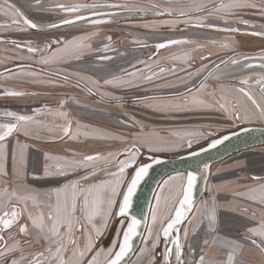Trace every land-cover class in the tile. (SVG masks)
<instances>
[{
	"label": "crops",
	"instance_id": "crops-1",
	"mask_svg": "<svg viewBox=\"0 0 264 264\" xmlns=\"http://www.w3.org/2000/svg\"><path fill=\"white\" fill-rule=\"evenodd\" d=\"M189 6L191 5L180 3L169 9H171V13L179 14L180 9H184L185 12L192 11ZM172 18L175 17H170V21L164 18H160L157 21L155 19L149 20L142 25L134 22L127 23L122 26L125 33L120 34L118 37H116L114 31H107L105 34L111 39L108 42H103L101 38L100 41L102 43L99 42L97 46L99 48L100 44L106 43L103 52H100V50L99 52L96 51L99 54L95 58L89 57L90 59H84L82 56L83 52L80 51L78 54L65 55L61 59L42 64L39 63L42 57L50 55L52 51L55 52L57 48H61L64 45L55 46L50 50L47 49L46 52L49 53H43V55L39 51L30 53L25 47L14 48L15 53L14 51L11 52V49L6 48L14 57L8 55L0 56V66L2 67H6L3 64L9 66V62L13 61L10 63L13 64L12 67H0L2 69L0 70V102H6V108L14 105L25 107L26 115L30 114L34 120L25 126L29 130L28 136L24 135V128H21L20 131L14 132L12 136L3 142L6 145L5 169L8 175L6 178L0 175V187H8L11 190L17 183H26L30 188L37 190L41 199H44L45 193L74 180H80L82 185L98 184L105 180H112L113 177L111 176L103 177L105 172L103 169L106 167L103 162L90 164L87 168L82 167L75 171L69 168L68 174L63 176H45L43 169L45 165L52 166L58 163L63 166L64 159L80 160L85 155H108V153L119 154L123 152V150L119 151V143L121 141L130 143L139 139L133 133L135 128H138L137 123L142 122L146 126L148 123L146 119L151 121L153 112L148 108H150L151 105L149 104L152 100H148V98L157 97L155 98L157 100L161 98L170 100L169 103H176L175 105L189 104L197 109H201L199 105H203L204 111L200 110L196 113L199 114L198 116L190 114L199 120L201 116H207V114L223 116L222 113H218L220 111L218 109H221L219 101L224 104L228 103L226 106L229 111H224L230 116L231 105L237 103L236 100L238 98L243 99V95L231 91L227 86L237 90L244 88L253 96L263 97L260 92V85L256 81L261 75H264V69L245 67L246 64L256 62L252 60L253 58L245 60L243 56L236 57L234 59L238 60L239 63L235 65L231 61L227 64L222 63L217 69L215 67L218 63L217 57L223 56L224 53L211 48L209 45L194 43L195 39L214 37L218 34L214 31L187 26L189 23L198 22L201 18L189 16L188 18H180L178 21ZM73 27L56 30L54 32L57 33H53L52 36L58 34L59 36L51 38L41 39L33 35L29 46L45 49L41 45L50 43V41L59 40L64 41L65 44L67 40L71 41L73 40L72 38L76 37L85 36L88 39H92V36H99L94 31V29H97L96 26L87 28L80 26L78 29L69 30ZM170 40H187L190 42L182 43L183 45L175 44L176 46L173 45V48L159 49L155 53L148 50L158 43H165ZM95 41V39H92L93 44L96 43ZM238 41L241 42L239 43L240 49L242 48L244 49L243 51L248 52L257 50L256 45L260 43L257 40L246 39L245 37H238ZM84 42L86 41H82V43ZM25 43V41H19L18 44L27 46ZM0 46L3 47L4 45ZM112 46L119 49V51L113 52ZM106 47L107 50H105ZM25 52L29 53L30 56L27 57V60L31 62L24 64L21 57L25 56ZM205 53L211 54V58L202 63L203 67L215 68L208 71L200 81L206 84L203 90L207 93L206 96L201 97L199 92L203 90L198 91L201 84L200 82L197 83L199 77L192 75L190 79L185 80L184 72L188 70L185 67L190 65L189 73H196L199 68V63L196 60H200ZM100 54L102 55L100 56ZM104 57H110V59H103ZM188 57H191V59H188ZM191 62H195L196 67ZM73 66L78 68H73ZM159 67L165 69L175 68L176 71L160 73ZM34 68L46 69L52 75L40 72ZM128 72H138V77L151 75L152 79L150 81L137 79L139 87H113L104 84L106 79L117 77L126 80L133 79L127 75ZM209 72H211V75H209ZM31 73H36V75H31ZM249 77L248 84H241L240 81L242 79ZM93 81L98 83L94 84ZM222 81L226 83L220 85L219 82ZM190 82L192 86L189 84ZM220 87L230 91H225L226 93L223 94ZM158 88L163 91L161 93H153V90ZM8 91L23 92L25 95L9 96L5 94ZM194 96L202 103H191ZM113 97H118L119 99H114ZM186 100L188 103H185ZM61 102L64 104L63 108L60 107ZM136 103L143 105L136 106ZM207 106L209 108L205 109L204 107ZM6 108H3L0 112H5ZM242 108L250 110L246 101L242 103ZM35 109H40V113L35 112ZM57 112L69 114V119L72 121L71 135H64L63 126L66 125V121L56 115ZM220 119V122L192 119L193 122L191 124L201 123L203 126H207L206 128L210 132L206 131V133L208 132L217 137L227 134L224 133L226 129L219 128L222 126H215L228 122L226 116ZM134 120L136 122H133ZM189 121L191 120L184 122L174 120L172 122L177 125V123ZM229 122L233 123V121ZM239 123L242 124L243 121L238 122V125H240ZM216 128H219V130ZM239 129L241 128L236 129V131ZM216 131H221V133L217 134ZM72 135H75L76 138H71ZM104 135L111 136V138H106ZM180 135L182 136L183 133ZM17 141L20 144L27 145L24 151L23 164V170L27 174V178L23 182L17 181L13 177V154L17 152ZM108 141H118L119 143H110ZM105 143L108 144L106 147ZM139 151H142V149H139ZM73 152L76 153L75 156H73ZM46 156L59 157L61 160H47L45 159ZM225 163V165L223 164L213 171L209 169L204 192L205 194L206 189H210L209 195L207 193L210 205L215 200V212L218 221L216 231L209 232L208 221L205 219L200 222V216L199 214L197 215L196 223L187 229V239L184 238V242L182 241V259L184 264H197L200 255L205 253L208 261H226L227 255L231 252L229 242H235L242 246L234 254L233 264H264V252L252 245L249 239L251 237V239H256L258 243L260 242L258 236H251L249 229H258L261 225H264V205L238 195V193H246L249 188L264 185V172L261 174L263 176L255 177L256 173L252 169L258 164H261L260 167L264 165V152L260 150L243 151V153L232 157ZM113 167L115 166L112 164L108 165L106 171L113 170ZM94 169L96 171L95 175H89L87 180L82 179L86 173H91ZM117 171L118 168L114 172ZM238 171H245L246 174L241 172V177L238 178L239 174L236 173ZM126 175L128 177V171H126ZM128 181V179L125 181V187ZM105 195H108V193H105ZM23 219L26 222V216L22 217L20 222ZM99 220L102 221L97 217L93 223L96 227L103 229V222H99ZM15 231L17 233L16 228ZM102 232L104 231L102 230ZM22 237L24 238L23 235ZM206 237L214 239L215 243L210 246L205 245L203 240ZM26 238L34 240V234L32 237ZM84 243L85 240L82 238L80 244L83 245ZM22 245L26 244L22 243ZM40 245L46 247L43 241L38 244L39 247H41ZM24 250L27 251V248H24Z\"/></svg>",
	"mask_w": 264,
	"mask_h": 264
},
{
	"label": "snow or ice",
	"instance_id": "snow-or-ice-1",
	"mask_svg": "<svg viewBox=\"0 0 264 264\" xmlns=\"http://www.w3.org/2000/svg\"><path fill=\"white\" fill-rule=\"evenodd\" d=\"M178 2H183V0H178ZM61 9L68 12L76 13L81 9H89L92 11L93 15H100L97 10L101 7H121L127 8V5H58ZM153 8L157 6L152 5ZM191 9L195 11H204L207 8L206 3H200L198 5H191ZM259 8L261 14H264V3L257 5L253 3L252 0H229L228 3H221L214 8L207 9L209 15L216 13H224L225 15L234 14L237 10L245 8ZM14 13L15 16H20L23 19V24L27 25L32 29H39V25L33 23L31 20L23 17V14L19 9L15 8L14 5L8 4V0H3V4H0V13L8 15V11ZM132 9H129L131 11ZM142 10V9H141ZM166 11L171 14V9H166ZM180 16H185L187 13L184 9L179 10ZM223 18V16L221 17ZM87 17L76 16L75 20L65 19L61 23L68 25L74 24L78 20H85ZM105 21L94 20L92 23L100 24ZM227 22V21H225ZM13 24H17L16 19L12 20ZM55 27L56 25H52ZM199 27L204 26L203 18H201L197 25ZM224 31H238L235 28L224 29ZM253 35H262L264 33H252ZM88 39V37L81 36L76 37L71 41H67L63 47L57 48L55 52H52L48 56H44L40 59L39 63L48 64L55 60L61 59L65 55L78 54L87 45L81 43L82 41ZM111 39L110 37L108 38ZM59 43L60 41H55ZM187 40H170L167 43H158L155 45L156 49H163L169 45L189 43ZM16 44V41H12ZM30 44V42H29ZM19 47V45L17 44ZM224 48L228 47V44L221 45ZM51 47V44H46L45 49H37L29 46L27 48L28 52L34 53L37 51H44ZM107 50V47L105 48ZM208 57H202V59H207ZM103 59H110V57H104ZM191 59V57H188ZM249 59V58H245ZM264 59V56L261 57ZM221 63L227 64L228 61H221ZM231 63L233 65L239 63L238 60L232 59ZM206 67V66H205ZM246 68L259 67L264 69V63L259 65L246 64ZM219 68V65H216ZM204 68L198 70L196 73H189V76L199 75ZM166 71L175 72L176 69H165L159 67V72L163 73ZM31 75H36V73H31ZM127 75L133 79H123L120 77L114 79H106L104 84L111 85L113 87H139L137 79L140 80H151L152 76L138 77V72H128ZM211 75V72H209ZM218 78V77H217ZM249 78L242 79L241 84H248ZM93 83H98L93 81ZM260 85V92L264 96V75H261L257 81ZM206 87L205 83L199 85V90H203ZM91 91V89H89ZM191 91V90H190ZM238 91L251 102L252 106L255 108V113H249L244 109L243 115H241V105L232 104L230 115L235 120H243L248 122L257 113L259 118L264 119V104H261L257 99L244 88H239ZM9 96H21L25 95L23 92L8 91L5 93ZM114 99H119L118 97H113ZM223 99V97H222ZM185 103H188L186 100ZM191 103L198 104L202 103L195 96L193 97ZM64 104L61 102L60 107L63 108ZM168 107H176L178 105H168ZM220 107L225 111H229L226 104L221 103ZM35 112L40 113V109H35ZM5 117L11 118L15 123H5L0 124V175L7 176L8 173L4 166V161L6 159V145L4 142L8 137L12 136L14 132L20 131L24 128V135H29V130L25 127L27 124L32 123L34 118L31 115L17 114L14 111H5L3 113ZM56 115L65 119L66 125L63 126V133L65 136L71 135V124L72 121L69 119V114L66 112H57ZM51 130V129H49ZM247 131V129H245ZM178 136L180 134H177ZM184 135L192 136L199 135L193 133H186ZM71 138L75 139L76 136L72 135ZM229 139L228 136L222 139L213 140L209 145L208 149L216 148L217 145L222 144L225 140ZM193 140L189 139L187 141V147L191 148L193 145ZM27 148L26 144H20L17 141L16 149L17 152L13 154L14 169L13 177L17 181H25L27 174L23 170L24 164V151ZM208 149H203L202 151H207ZM159 149L149 147V151H157ZM139 148L136 144L131 145L129 148L123 150L121 153H108L107 156L95 154V155H85L80 160L76 159H64L63 166L59 163L49 166L45 165L43 171L45 176L58 175L63 176L68 174V169L71 168L73 171L79 168H87L90 164H95L97 162H103L105 164V170L108 165L115 162L118 167L117 172L108 173L109 176L113 177L112 180H105L100 183H94L91 185H82L80 180H74L69 183L63 184L61 187L54 188L50 192L44 194L45 198L41 199L40 194L37 190L30 188L26 183H17L15 187L9 190L8 187H0V264H122L125 258L133 250L132 241L137 235V230L140 228L142 221L137 219L135 216H130V211L132 208L133 197L135 196L137 189L144 178L148 175L150 164L139 165L135 167L134 175L131 177L130 181L126 183L125 187V173L126 169L133 167L137 162V155ZM18 153V155H17ZM127 155V159L118 160V155ZM200 153L192 152V156H198ZM76 153L73 152V156ZM47 160L59 161V157L46 156ZM155 163H160V161H155ZM208 165H204V170L207 171ZM95 169L91 173H86L82 179H89V175H95ZM198 180V173L190 171L186 175V186L182 189V199L178 200L179 207L175 209V214L169 220L166 226L162 227V235L165 240H168L170 233L177 230V226L180 225L185 219H187L188 213L192 212L195 218L196 214L200 216V222L203 220L208 221V231L215 232L217 216L215 212V200L212 201L211 205L205 201L201 208L194 207L193 204V190L196 187ZM167 183V182H166ZM125 190L122 192L121 189ZM108 193V195H105ZM240 196L252 200L253 202L264 205V185L256 188H249L246 193H238ZM122 196V199L117 201V197ZM157 207L160 204V197L156 198ZM118 211L115 215L118 217L126 218L129 222L121 231L116 233V239L113 240L110 247L107 249L100 248L95 250L94 255L91 259H87L89 253H93L95 249V243L99 237L103 234L102 229L96 227L93 221L99 217L103 221V229H107L108 223L113 216V210L117 207ZM26 216V222L20 223L22 217ZM152 222L155 223L158 219L157 209H152L151 213ZM30 222V223H29ZM16 226L17 233L25 237H32L33 239H25L20 241L16 239V234L8 231L7 236L3 233L6 230L12 229ZM123 227V226H122ZM251 236H258L260 242L258 243L256 239H251L249 237L252 245L264 252V225L260 228L249 229ZM77 233H81L82 238L85 240L83 245L80 244V238ZM94 233V235H93ZM151 229L148 231V236L151 238ZM188 231L184 230V238L187 239ZM160 240V234H157L155 241L153 242L152 249L154 250ZM11 241V243H9ZM43 241L46 247H42V250L31 252L25 255L23 244H27L28 247H34ZM174 245V255L176 264H184L183 256V245L181 243L180 236L177 235L175 239L171 241ZM203 243L207 246L215 243L214 239L208 237L204 238ZM231 247V252L227 255L226 261H208L206 260V253L200 255L197 264H233L234 254L236 251L242 247L235 242H229ZM19 252V257H14V254ZM141 256L149 253L147 248L140 250ZM172 255V249H167L165 254L166 264H170L169 257Z\"/></svg>",
	"mask_w": 264,
	"mask_h": 264
},
{
	"label": "rangeland",
	"instance_id": "rangeland-1",
	"mask_svg": "<svg viewBox=\"0 0 264 264\" xmlns=\"http://www.w3.org/2000/svg\"><path fill=\"white\" fill-rule=\"evenodd\" d=\"M68 1H70L72 3H80L81 2L80 4H82V2L84 0H68ZM88 1L91 2V1H95V0H88ZM136 1L137 2H135V3H130L131 8H133V9H141V8H144L143 6L145 5L144 4L145 2H157L156 0H136ZM65 2H66V0H51V2H49V3L58 4V3H65ZM83 3H85V2H83ZM88 13L89 12H87V11L85 12V9H81L79 12H76V13L68 12V11L63 10V9H61V10L53 9V10H50V11L27 12V14H28L27 17L30 18L32 20V22L38 24L39 26H47V25H49L51 23H54V22H57V21H62V20H65V19L75 18L76 16H85ZM132 17H134V16H129V18H126L124 24L134 22V23L142 25L144 22L149 21V20H146V18H142V17H135V18H132ZM164 19L165 20L169 19V21H170V17H167V18H164ZM172 19L175 20V21L176 20L177 21L180 20L178 18H172ZM155 20L157 21V19H155ZM80 26H83V24L75 25L73 28H71L69 30L78 29V28H80ZM2 31H4V28H0V32H2ZM30 31H29V33H30L31 37L33 35H35L36 37H39L41 39L42 38L46 39V37H50L51 38V37L59 36V34L55 35V36H52L53 33L54 34L57 33V32H53V31L35 32V33L31 29H30ZM108 32H111V30L108 29ZM15 38L17 39V37H15ZM66 38H68V37H66ZM91 38L95 39L96 43L93 44L92 43V39H86L85 40L86 42H84L83 44L87 45V47H85L81 51V52H83L82 56H83L84 59H90L89 57H94L95 58L96 55L99 54L96 51L99 52V50H100V52H103L104 47L106 46L105 45L106 43L105 44L103 43V44H100L99 48H98V46H97L98 43L101 42V41H103V42H105V41L108 42L109 41L108 36L106 34H103V35L98 36V37L92 36ZM101 38L103 40L100 41ZM72 39H74V38H72ZM47 44H51V47L48 48V50H50L51 48H53L55 46H63L64 45V41H60V44L56 43L55 41H50V43H47ZM0 45H3V43H0ZM25 45H27V43H25ZM45 45L46 44H42L41 46L45 47ZM171 47L173 48L174 46H170V47H167V48H171ZM112 48L114 49L113 46H112ZM7 50L8 49H6V51ZM10 51L11 52L14 51V53H15V49H11ZM44 51L45 52L39 51V53L42 54V55H43V53L44 54H48L49 53V52H46L47 50H44ZM52 52H54V51H52ZM26 53L27 52H25V56L21 57V59L24 62V64L27 63V62H31L30 60H27V57L30 56L29 53H27V54ZM42 55H39V56H42ZM101 55L102 54H100V56ZM25 57H26V59H25ZM196 61L200 64V60H196ZM11 62H13V61L9 62V66H7L5 64H3V66L12 67L13 64H10ZM191 63H195V62H191ZM190 67H191L190 65H187V67H185V69H188L187 71L184 72V79L185 80L186 79H190V77H192V76H188V73H189V71L191 69ZM73 68H78V67L73 66ZM84 74L87 75L86 73H84ZM219 83H220V85H223L226 82L222 81V82H219ZM189 84L192 86L191 82ZM224 86H227V85H224ZM227 87H228V89H230L231 91H233L235 93L242 94L237 89L231 88L229 86H227ZM220 90H222L223 94L226 93L225 91H230V90H227V89H225L223 87H220ZM161 91H163V90L161 88H158V89L153 90V93H161ZM199 94H200L201 97H203L204 95L205 96L207 95L206 91H204V90L199 92ZM254 97L257 98L258 102H260L261 104H264V96L261 97V96L254 95ZM155 98H157V97H153L151 99L148 98V100H152V101H150V104H149L151 106H150V108H148L149 110H151L153 112L152 113L153 116L151 117V121L146 119V121H148L146 126H144V124L142 122H138L137 123V127L138 128L134 127L135 131L133 133H134V135L139 137L138 140L131 141L130 143L129 142L126 143V141H121L120 143L118 141H108L110 143H115V142L119 143V146H120L119 151L129 148L133 144H136V146L139 149H142V151L138 152L137 162H136L135 167L137 165H139V164H144V163L148 162L149 160H151L153 158H158V157L176 158L178 156L184 155V154L189 153L191 151H194V150H196V149H198L200 147H203L209 141H211L212 139H210V138L213 137V135L208 133L210 131H208V129L206 128L207 126H203L201 123L200 124L199 123L198 124H196V123L195 124H191V122H193L192 119H194V120L196 119L197 120V118H195V116H198L199 114H196V113H198L200 110L204 111L203 110V105H199V107L201 109H197V108L191 107V105H189V104L178 105L179 106L178 108H176V107H168V105H175L176 103H169L170 100H164L162 98L157 100ZM242 98L243 99L238 98L236 100L237 103L242 106V103L244 101H246L248 103V107L250 108V110L249 109H246V110L249 113H255L256 110L252 106L251 102L248 101L247 98L244 97V96H242ZM178 101H179V99H178ZM5 103L6 102H0V106H1L0 110H3V108H6ZM237 103H235V104H237ZM219 104H221L220 101H219ZM139 105H143V104L136 103V106H139ZM226 105H228V103ZM204 108L207 109L209 107L207 106V107H204ZM25 110H26L25 107H19L18 105H14V106L6 108L4 111H14L17 114L26 115L27 112H25ZM218 110H220V111H218V113H222V115L226 116L227 119H228V122H226V123H222L220 125L219 124L215 125V126H218V127L222 126V127H219V128L226 129V131H224V133H229V132L234 131V130L236 131V129L244 128V127L245 128L246 127L264 128V119L259 118L258 113L253 118H251L248 122H244L243 120H235L231 115L229 116L227 113H225L224 109H222V108L218 109ZM243 112H244V108L241 109V115H243ZM176 114H178V115L175 117ZM190 114H193L195 116H192ZM229 114H230V112H229ZM28 115H30V114H28ZM223 116H221V117H223ZM219 117L220 116H217V115L207 114V116H201L200 119L197 120V121H206V120H208V121H212V122H218V121L220 122V120H221L220 118L221 117L220 118ZM174 120H176V121L181 120L182 122L187 121V120H191V121L186 122V123H177V125H176L175 123H173ZM229 121H233V123L229 122ZM241 121H243V123H242L243 125L241 123H239L240 125H238V122H241ZM133 122H136V120H134ZM148 125H150V126H148ZM238 126H240V127H238ZM219 128H216V129L219 130ZM179 131H183V132H179ZM206 131H208V132L206 133ZM181 133H183L182 136L181 135H179V136L177 135V134H181ZM186 133H193V134H199V135H192V136L184 135ZM216 133L220 134L221 131H216ZM100 136H102V135L100 134ZM104 136L106 138H111V136H108V135H104ZM115 137H118V136H115ZM189 139H192L194 141L191 148L187 147V141ZM107 145L108 144L105 143V147ZM149 147L155 148V149H159V150H157V151H149ZM114 149H116V148H114ZM255 150H260V151L264 152V146L263 147L253 148V149L246 150V151H255ZM112 151H115V150H112ZM240 153H243V152H239V153L233 155L232 157H235V156L239 155ZM104 156H107V154H105ZM232 157L226 159L225 161L223 160V161H221L219 163L211 165L209 167V169L211 171L215 170L216 168L218 169L223 164L225 165L226 164L225 162L227 160L231 159ZM117 159L118 160L127 159V155L126 154L125 155H118ZM112 165H114L116 168L113 167V170L105 171L103 173V177H110L108 175V173L114 172L118 168L116 166L115 162H113ZM260 165L261 164H258V165H256L255 167L252 168L254 170V172L256 173V175H254L255 177L256 176H258V177L259 176H263L261 174H262V172H264V165H262L261 167H260ZM4 166H5V161H4ZM135 167L133 166V167H129V168L126 169V171H128V173H129V175H128V177H126L127 175L125 173V181H127V179L130 180V178H131L130 175L134 171ZM238 172H236L237 174H239L238 178L241 177V175H240L241 172H244L246 174L245 171H238ZM4 177L6 178V176H4ZM184 181H185V174L184 173H174V174L170 175L165 180V182L162 185H160V187H159V189H158V191H157V193L155 195L153 204H152L150 217H149V221H148V225H147V229H146L145 235L143 237V240H142V242H141V244H140L135 256L132 258V260L129 262V264H164V257H165L166 247H167V241L164 238H162L161 231H162V227L170 219V216L173 213L175 205H176L177 201L179 200V198L181 196L182 187L184 185ZM121 191L123 192L124 188ZM209 191H210V189L209 190L206 189V193L202 195L201 199L199 200V202L196 205L197 208H201L202 203H204L205 201L208 202L207 193L209 195ZM157 197H160V204H159L158 207H157V202H156V198ZM116 199H117V201L119 203V201L121 199V196L117 197ZM117 206H118V204H117ZM117 208L118 207L114 208L113 216H112L111 220L108 223L107 229L106 230L102 229L104 232L99 237V239L96 241L95 249H94L93 253H91V254L89 253L88 254L87 259H91V256L94 255L95 250H98L100 248L107 249L108 247H110L112 242H113V240L116 239V233L118 231L122 232V230L124 228H126L127 220L125 218L118 217V216L115 215V212L117 211ZM154 208L157 209V215H158V219H157V221L155 223H153L152 219H151L152 209H154ZM197 215L198 214H196L195 218H193L194 214L192 213L190 215L189 219L183 225V227L181 229V232H180L181 243H182V241L184 242V230L190 228L191 226L194 225V223H196ZM99 222H103V221L99 220ZM20 223H25V220L23 219ZM15 228H16V226H14L10 230L14 234H16ZM149 229H151V233H152L151 238H149V236H148ZM7 234H8V232H6L4 235L7 236ZM157 234H160V240H159V243H158L157 247L153 250L152 249V245H153V242L156 239ZM16 239H18L20 241H22V240L24 241L25 239H28V238H26L25 236L23 238L21 234H16ZM9 243H11V241H9ZM21 246L24 247V248H27V251H25V255H28L31 252L42 250V245H40L41 247H39L38 245H35L34 247H28L27 244L26 245H21ZM144 248H147L149 250V253L141 256L140 250L144 249ZM19 255H20V253L16 252L14 254V257H12V258L19 257ZM25 264H26V262H25ZM171 264H176L174 251H173L172 257H171Z\"/></svg>",
	"mask_w": 264,
	"mask_h": 264
},
{
	"label": "flooded vegetation",
	"instance_id": "flooded-vegetation-1",
	"mask_svg": "<svg viewBox=\"0 0 264 264\" xmlns=\"http://www.w3.org/2000/svg\"><path fill=\"white\" fill-rule=\"evenodd\" d=\"M157 2H145L144 8L141 9H133L130 6V3L137 2L136 0H95L89 2L88 0H84L82 4L80 3H72L68 0H66L65 3H58V4H51V0H8V4L14 5L15 8L19 9L20 12L23 14V17H26L27 19L31 20L27 17V12H38V11H50L53 9L61 10L58 5H65V6H71V5H91V4H98V5H127V8H121V7H101L97 11L101 13L100 15H97L93 18L84 20L78 24H83V27H97V29H94L95 33L99 36L105 34L108 29L111 31H114L116 34V37L120 36V34H124L125 31L123 30L122 26L126 20V18H129L128 15H123V12H128L129 9L133 10H139V11H145L152 13V15H146V20H159L160 18L165 17H175V18H188L189 16H194L196 18H203V24L204 26L199 27L196 26L198 22H192L187 24V26H193L196 28H202L204 30L214 31L218 35L214 37H201V39H195L194 44L198 45H209L213 49H217L218 51L224 53L223 56L217 57V64L221 65V61H228L230 62L232 59L236 57L243 56L244 59L247 58H253V61H256L253 63V65H259L261 63H264V59H261L262 56H264V36L262 35H253L252 33H264V14H261L260 9L257 8H245L237 10L234 14L231 15H225L224 13H216L209 15L207 9L214 8L218 6L221 3H228L229 0H183V2H178V0H156ZM206 3L207 8L204 11H195L192 9V11L186 12L187 15L180 16L179 14H169L166 9L172 8L173 6H177L180 3L181 4H187V5H198L200 3ZM253 3H256L257 5L264 3V0H252ZM0 4H3V0H0ZM155 4L157 7L153 8L152 5ZM190 7V6H189ZM64 10V9H63ZM89 12L87 15L92 14V11L85 8V12ZM161 14V15H158ZM223 16V18H221ZM135 18V17H132ZM16 19L18 21L17 24H13L12 20ZM94 20H102L105 21L100 24H94L92 21ZM32 21V20H31ZM63 21V20H62ZM227 21V22H225ZM60 22V21H57ZM54 22V23H57ZM34 23V22H33ZM51 23V24H54ZM49 24V25H51ZM75 24V25H78ZM71 25V26H75ZM48 26V25H47ZM68 26V27H71ZM45 27V26H42ZM82 27V26H81ZM0 28H4V31L0 32V43H3V47H0V56L1 55H7L6 48L14 49L18 48L17 44L20 42H26L27 46L19 45V47H29V42H31V35L29 33L30 29L26 27L25 24H23V19L20 16H15L14 13L9 9L8 15H4L0 13ZM67 28V27H66ZM235 28L238 31L232 32V31H224V29H231ZM31 32V31H30ZM34 32V31H33ZM54 32V31H53ZM35 33V32H34ZM17 37V39L15 38ZM238 37H245L246 39H253L257 40L260 43L256 45L257 50L255 51H243L244 49H240L241 42L238 41ZM12 41H16L17 43L14 44ZM222 44H228L227 48L222 47ZM251 44V42H249ZM183 45V44H182ZM248 48H251L247 46ZM16 48V49H17ZM22 49V48H20ZM240 49V50H239ZM149 51H155L158 52L155 45L154 47H151L148 49ZM147 50V51H148ZM163 50V49H160ZM119 51L116 47L113 49V52ZM219 52V53H220ZM203 57H208L207 59H200V64L198 65V70L204 68L203 71L197 75L198 82L199 83L204 76L208 73V71H211L213 68L216 67H203V62L205 63L207 60L211 58V54L205 53ZM222 57V58H221ZM219 58V59H218ZM249 60V59H245ZM193 65L196 67L195 63ZM196 70V72L198 71ZM196 83V84H197ZM201 83V82H200ZM5 124V123H0ZM215 137V136H213ZM212 137V138H213ZM11 230V229H10ZM6 230L3 234L10 231ZM78 237L80 238V243L82 241V235L81 233H77Z\"/></svg>",
	"mask_w": 264,
	"mask_h": 264
},
{
	"label": "water",
	"instance_id": "water-1",
	"mask_svg": "<svg viewBox=\"0 0 264 264\" xmlns=\"http://www.w3.org/2000/svg\"><path fill=\"white\" fill-rule=\"evenodd\" d=\"M122 14L128 15V16H134V17H145L146 15H152V13L145 12V11H139V10L123 12ZM158 15H161V14H158ZM95 16L97 15L90 14V15H85L84 17H87V19H90ZM75 18H70V19L75 20ZM82 21L84 20H78L74 24H68V25L62 24L61 23L62 21H60V22H57V23H54V24H51L45 27L39 26V29H32V28H29L27 25L26 27L31 29L34 32H48V31H54V30L56 31L58 29L66 28L68 26L78 24ZM52 25H56V26L53 27ZM170 46H173V45H169L168 47ZM3 113L4 112H0V123H15V121L11 120V118L5 117ZM245 129H247V131H245ZM225 136H228L229 139L225 140L222 144L217 145L216 148L208 149V145L213 140L222 139ZM263 146H264V128L246 127V128H241L231 133L213 137V139L209 141L203 147H200L194 151L178 156L176 158L158 157V158H153L149 160L148 162L144 163V164H150L151 167L149 169L148 175L141 182V184L139 185L137 189L135 196L133 197L132 208L130 211V216H135L137 219H140L142 223L140 225V228L137 230V235L133 238V241H132L133 250L125 258L122 264H129V262L135 256L143 240L146 229H147L150 212H151V208H152L155 195L157 193L158 188L160 187V185L165 179H167L170 175L174 173H184L185 181H184L183 187H185L187 173L190 171L197 172L198 180L196 183V187L193 190V204H194V207H196L197 203L199 202V200L201 199L202 195L205 192L206 182H207L208 174H209V167L211 165L219 163L223 160H226L239 152H243L249 149L263 147ZM203 149H208V150L202 151ZM192 152H198L200 154L198 156H192L191 155ZM157 160L160 161V163H155V161ZM144 164H139V165H144ZM205 164L208 165L207 171L204 170ZM134 171L131 177L134 175ZM179 199H182V195L180 196ZM178 207H179V204L177 201L170 218L174 216L175 209ZM191 214L192 212H189L187 219H185L180 225L177 226L178 231L174 230L172 233H170L168 240H166L167 241L166 250L172 249V253H173L174 245L171 243V241L175 239L177 235L180 236L181 229L183 225L185 224V222L189 219ZM126 220L128 223L129 220L128 219ZM167 223L168 221L165 223L164 226H166ZM161 236L162 238H164L162 235V231H161ZM165 254H166V251H165ZM171 257L172 255L169 257L170 264H171ZM164 264H166L165 259H164Z\"/></svg>",
	"mask_w": 264,
	"mask_h": 264
},
{
	"label": "trees",
	"instance_id": "trees-1",
	"mask_svg": "<svg viewBox=\"0 0 264 264\" xmlns=\"http://www.w3.org/2000/svg\"><path fill=\"white\" fill-rule=\"evenodd\" d=\"M7 53H8V54H7L8 56H11V57H12V54L10 53V51L7 50ZM0 67H1V66H0ZM2 68H9V67H2ZM34 69H35V70H38V71H40V72H43V73H46V74H50V75H52V74H51L50 72H48L46 69H45V70H44V69H40V68H39V69H38V68H34ZM0 70H2V69H0Z\"/></svg>",
	"mask_w": 264,
	"mask_h": 264
},
{
	"label": "bare ground",
	"instance_id": "bare-ground-1",
	"mask_svg": "<svg viewBox=\"0 0 264 264\" xmlns=\"http://www.w3.org/2000/svg\"><path fill=\"white\" fill-rule=\"evenodd\" d=\"M165 180H166V179H165ZM165 180L162 182V184L165 182ZM162 184H161V185H162ZM158 189H159V188H158ZM157 191H158V190H157Z\"/></svg>",
	"mask_w": 264,
	"mask_h": 264
}]
</instances>
